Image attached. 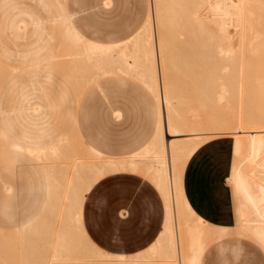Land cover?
Segmentation results:
<instances>
[{
	"label": "bare ground",
	"instance_id": "obj_1",
	"mask_svg": "<svg viewBox=\"0 0 264 264\" xmlns=\"http://www.w3.org/2000/svg\"><path fill=\"white\" fill-rule=\"evenodd\" d=\"M231 27L241 40L240 49L230 41ZM262 39L264 0H153L152 13L141 30L115 46L87 41L69 25L63 46L47 66L62 71L68 80L80 77L83 83L95 66L107 74L127 73L148 81L162 105L160 127L154 148L130 158L96 152L77 130L78 141L71 135L55 150L32 151L48 170L50 199L33 223L16 231L13 250L7 247L14 255L9 249V254H4L5 243H9L0 230L1 264H29L30 259L31 264L35 261L29 256L36 260V255L42 264H199L210 242L228 233L199 217L183 194L185 164L201 143L210 136L230 135L235 141V154L246 146L243 150L247 151L250 169L242 172L235 165L233 181L245 192H251L250 186L255 185L264 196V125L257 123L260 111L252 109L248 113L252 116L245 112L250 101L241 57L246 47L260 51L261 45L255 41ZM208 65L211 72L206 76L202 70ZM183 68L191 74L182 72V80L176 72ZM176 79L182 84L195 80L204 88L209 86L212 111L217 114H211V132L192 128L188 109L181 102L187 95L178 89ZM256 84L263 94L264 79ZM198 115H194L196 120ZM245 115L251 118L246 121ZM250 119L255 121L251 123ZM145 158L147 163L142 166ZM125 172L142 175L151 182L165 205L164 226L155 242L145 251L128 256L99 247L88 235L83 220L85 200L93 186L107 176ZM250 234L264 249V228H254Z\"/></svg>",
	"mask_w": 264,
	"mask_h": 264
},
{
	"label": "rangeland",
	"instance_id": "obj_2",
	"mask_svg": "<svg viewBox=\"0 0 264 264\" xmlns=\"http://www.w3.org/2000/svg\"><path fill=\"white\" fill-rule=\"evenodd\" d=\"M107 2L109 4H106ZM55 4V0H0V126H3L9 137L8 141L0 140V229L2 228V233L4 232L2 236L5 235L9 243H5L4 254H7L8 246L11 248L13 246L11 244L16 235L15 225L24 215L40 212L41 206L38 175L28 162L30 161L28 157L18 158L16 152L11 150L9 147L11 141L37 148L56 142L66 132L72 134L73 139L76 137L74 140L78 141L74 133L77 122L86 141H90L92 134L101 148L116 153L124 149H134L148 138L152 129L149 98L146 86L140 79L130 74H107L102 67L100 70L95 66L92 72L88 71L87 82L83 83L80 77L71 81L62 71L49 70L44 62L37 67L29 66L31 61L51 52L52 48L59 44L58 30H53L49 23L43 27L45 33L40 43L50 40L51 49L48 48L39 55H34L31 44L38 38L32 31V24L55 18L58 14V10L54 8ZM66 4L87 37L106 42H116L132 36L145 21L147 13L150 11L151 14L153 9V0H66ZM20 21L29 24L23 32L12 27ZM229 34L233 46L240 49L241 40L236 34V29L231 27ZM255 42L261 45V50L255 52L252 48L246 47L241 56L245 62L243 63L245 73L242 72V75L246 78V95L251 98L250 100L247 98V101H250L249 107L245 104L247 108L245 105L244 108L248 109H245L247 114L254 108L260 111L261 114L256 116L257 123L264 125V93H259L256 84L259 79H264V39ZM183 69L185 71V68ZM180 70L176 73L178 75L180 73L182 80L181 75L184 74L181 73L187 75L191 71L186 73L187 71ZM210 72V65L202 70L206 76H209ZM90 78L93 82L88 84ZM195 82V80L194 83L178 82V89L183 90L187 95L186 100L181 102L188 109L187 117L192 128L198 127L202 132H211L213 129L211 114L216 117L217 114L215 110L212 111L214 108L212 100L209 99L210 88L209 86L204 88L198 81L196 84ZM114 109L121 110L122 115L119 119L113 116ZM196 112L199 113L197 120ZM248 115L252 116L251 113ZM246 116L248 121L251 117ZM253 121L255 120L250 122ZM221 136L230 135L210 136L209 140ZM244 148L246 146L241 149L239 155L235 154V165L242 169V172L250 169L245 154L247 151L243 150ZM138 184L146 187L151 200H157L159 205H162L157 190L148 181L133 174H121L109 177L95 187L87 201L86 213L96 208L98 217H108L113 212L109 206L122 198H127L136 190ZM3 185L11 187V191H5ZM233 187L237 205V223L234 227H226L228 233L211 241L209 245L212 246L226 237L236 236L233 241H242L243 249L238 259L228 253L225 256L228 262L264 264V253L261 250L263 247L250 234V230L254 228H264V196L258 193L255 185L250 186L252 190L250 193L239 190L237 186V188ZM183 194L186 198L184 191ZM211 226L219 228L212 224ZM209 245L205 250L210 247ZM109 248L115 249L111 245ZM13 252L11 253L14 255ZM29 257H33L35 261L31 264H42L37 255L38 262L34 260L35 256ZM9 258L12 256L7 257L8 260ZM30 261L31 259L29 264ZM2 262L0 261V264ZM204 264H223L215 247L208 249Z\"/></svg>",
	"mask_w": 264,
	"mask_h": 264
},
{
	"label": "crops",
	"instance_id": "obj_3",
	"mask_svg": "<svg viewBox=\"0 0 264 264\" xmlns=\"http://www.w3.org/2000/svg\"><path fill=\"white\" fill-rule=\"evenodd\" d=\"M55 2L56 4L54 8L58 10V14L55 18H50L47 21H36L32 24V31L34 35L38 36V38L31 44L34 55H39L51 47L50 40H44V43H40V40L43 38L45 33L43 27L47 23L51 25L53 30H58L59 44L53 47L51 52L44 54L41 58H36L34 61L29 63V66L37 67L41 62H44L45 66L54 72L55 70L50 69L47 64L53 57H55L63 46L69 25L87 41L104 46H115L132 39L144 26L150 14L149 11L141 27L129 38L116 42H106L87 37L86 33L78 26L73 14L68 9L66 0H55ZM106 4H109V2ZM12 27L20 32H23L29 27V24L25 21H20ZM131 76L140 79L145 84L146 92L149 98L148 105L150 108L152 129L148 138L143 143L137 145L132 150L124 149L121 152L116 153L108 152L97 144L92 134L90 141H86L80 132L78 123H75V131L77 130L85 143L90 148L106 157L130 158L142 153L148 147L152 149L154 148L153 143L161 123L162 105L154 93L152 85L149 84L148 81H144L136 75ZM121 115L122 112L120 109L113 110V116L116 119H119ZM71 135L72 134L66 132L60 136L56 142L37 148L25 146L16 141L10 142L12 145L9 144V147L13 152H16L18 158H23V156H25L30 159L28 162L33 166L34 171L38 175L41 189L40 212L32 215H24L23 218H21V220L15 225V232L33 223L43 213L51 195V180L48 170L43 162L39 160L32 153V151L55 150ZM3 137H5L7 141L9 140L8 134L4 130L3 126H0V140L5 141ZM210 145L212 147H209ZM234 150L235 141L231 136H221L208 140L193 153L187 162L183 175L184 193L193 211L199 217L203 218L204 221L208 222V224L210 223V225L212 224L215 225V227L225 229L226 227H234L238 218L233 187H236V184L233 181L235 169ZM147 160V158L144 159L142 166H145ZM121 174H133L146 180L142 175L128 172L118 173L103 178L93 186L85 200L83 220L88 235L99 247L110 253L124 254L128 256L145 251L155 242L164 226L165 205L157 188L151 182L146 180L157 190L158 196L162 201L161 206L158 203L159 201H153L149 198V192L144 185L138 184L136 190L133 191V193H131L127 198H122L113 203V205L109 206L110 210L113 212L109 214L108 217H98L96 208H93L89 211V213H86L87 201L95 187L103 180ZM3 189L8 192L11 191V187L6 185H3ZM238 189L243 191L240 188ZM0 230L2 231V228ZM235 237L236 236L226 237L212 245L215 247L223 264H231L228 262L227 258H225L228 253L236 259H238L241 255L243 244L242 241H233V238ZM109 245L115 249L109 248ZM259 248L261 249L260 246ZM208 249L203 252L199 264L205 263ZM261 250L264 253L263 249Z\"/></svg>",
	"mask_w": 264,
	"mask_h": 264
},
{
	"label": "snow or ice",
	"instance_id": "obj_4",
	"mask_svg": "<svg viewBox=\"0 0 264 264\" xmlns=\"http://www.w3.org/2000/svg\"><path fill=\"white\" fill-rule=\"evenodd\" d=\"M209 147H212L211 145Z\"/></svg>",
	"mask_w": 264,
	"mask_h": 264
}]
</instances>
